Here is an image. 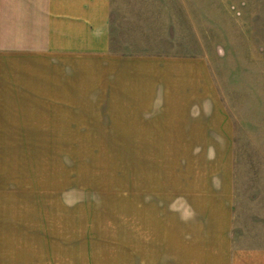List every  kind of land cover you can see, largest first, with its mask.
Returning a JSON list of instances; mask_svg holds the SVG:
<instances>
[{
	"label": "crops",
	"instance_id": "obj_1",
	"mask_svg": "<svg viewBox=\"0 0 264 264\" xmlns=\"http://www.w3.org/2000/svg\"><path fill=\"white\" fill-rule=\"evenodd\" d=\"M117 2L0 0V264H264L209 62ZM93 134L132 140L130 222L93 219Z\"/></svg>",
	"mask_w": 264,
	"mask_h": 264
},
{
	"label": "rangeland",
	"instance_id": "obj_2",
	"mask_svg": "<svg viewBox=\"0 0 264 264\" xmlns=\"http://www.w3.org/2000/svg\"><path fill=\"white\" fill-rule=\"evenodd\" d=\"M117 1L116 23L143 28L149 50L201 55L209 62L236 131L240 225L248 220V227L263 231L264 0ZM104 138L93 134V219L130 222L134 151L126 147L132 140L126 134Z\"/></svg>",
	"mask_w": 264,
	"mask_h": 264
}]
</instances>
